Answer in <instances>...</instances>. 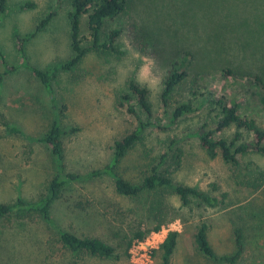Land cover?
Segmentation results:
<instances>
[{
	"label": "rangeland",
	"instance_id": "374dc122",
	"mask_svg": "<svg viewBox=\"0 0 264 264\" xmlns=\"http://www.w3.org/2000/svg\"><path fill=\"white\" fill-rule=\"evenodd\" d=\"M6 2L7 12L0 14V203L18 197L37 201L45 195L58 168L46 144L38 140L53 120L65 132L66 172L84 176L109 163L114 142L135 125L133 117L117 105L116 94L130 79L137 82L144 57L155 61L152 74L160 81L158 90H149L156 126L147 130L145 146H137L123 158L119 175L140 182L146 164L175 141L183 155L180 168L173 169L172 180L211 195L225 193L226 199L220 208L192 205L189 211L179 208V199L166 189L128 199L116 194L111 177L86 178L65 185L52 204L51 222L38 218L5 225L0 220V264H132L131 245L128 256L124 254L131 233L137 228L152 229L162 205L164 215L158 218H175L160 230L172 228L179 233L171 264H223L207 260L194 243L202 221L209 226L208 240L216 254L229 255L235 250L233 232L240 229L245 251L235 264H264V181L258 178L264 172V156L248 152L234 167L219 156L209 158L193 135L216 114L202 105L205 97L228 98L232 89L239 97L240 116L264 122V93L249 76L259 73L258 66H262L256 56L264 50V0H132L129 15L105 24V31L121 30L117 43L123 54L89 52L71 71L58 70L52 76V95L23 63L14 34L29 35L41 19L51 15L48 26L24 45L25 57L29 67L37 70L68 61L72 57L69 0ZM28 2L34 7L19 8ZM130 15L140 33L149 36L143 52L130 39ZM80 37L87 46L86 16L81 19ZM210 37L216 39L210 41ZM179 45H188L193 54L188 71L196 77L195 85L188 84L186 92H181L196 110L172 121L169 113L173 105L164 107L159 97L168 55ZM239 56L246 57L245 68ZM225 67L238 71L229 82L224 81ZM7 68L12 70L6 73ZM233 132L232 128L224 135ZM214 185L218 190H213ZM58 230L101 239L116 249L120 259L73 257L59 244ZM160 255L158 248L152 250L149 264H160Z\"/></svg>",
	"mask_w": 264,
	"mask_h": 264
},
{
	"label": "trees",
	"instance_id": "16d2710c",
	"mask_svg": "<svg viewBox=\"0 0 264 264\" xmlns=\"http://www.w3.org/2000/svg\"><path fill=\"white\" fill-rule=\"evenodd\" d=\"M69 4L71 9L68 13V23L72 57L59 66L42 70L31 68L24 53V45L48 26L51 21V15L41 19L35 26L34 31L29 35L20 36L17 33L14 34L15 47L21 55L23 63L32 70L51 95L52 76L58 70L71 71L82 62L89 52H96L102 55L112 53L116 56L123 54L119 50V43H117L121 30L115 28L105 31V24L120 15H129L133 2L132 0H69ZM28 7H34V4L28 2L19 6L21 10ZM7 9L6 0H0V14H6ZM83 16L87 18V28L90 35V42L87 46L82 44L80 37L81 19ZM130 19V39L133 45L143 52L149 36L140 33L138 23L131 15ZM159 36L161 35L159 34ZM186 37L190 38L189 36ZM213 39H216V37H210V41ZM254 52H256V48L253 49ZM259 52H261V56H253H256L257 61L261 62L262 66H258L259 73L252 74L251 72L249 76L254 79L258 89L264 93V50ZM196 53L198 52L196 51ZM168 56L170 58L166 61L159 100L166 108H169L171 104L173 105L169 115L172 121H176L196 110L190 98L184 94L188 84L195 85V76L192 74L193 77H191V73L188 71L189 61L193 54L188 50V45H179L177 48H173ZM239 57L242 65H244L243 68H245L247 65L246 57ZM10 70L12 69L7 68L5 72L8 73ZM245 70L251 71L250 68ZM237 73L238 71L235 69L225 67L223 69L224 81L229 82L234 79ZM1 80L2 74H0V83L2 82ZM182 89H185V92H181ZM50 101L54 104L52 96ZM116 103L123 107L135 120L133 130L114 142L112 157L108 164L100 169L92 170L84 176L65 171L63 162L65 158L63 143L65 132L58 121L53 120L51 122L48 130L38 141L46 144L57 163L56 169L58 168V170L49 181L45 195L37 201L18 197L13 202L0 203V220L5 225L12 223L14 220L31 222L38 218L51 222L50 210L52 204L60 198L65 185L99 176L111 177L116 194L128 199L137 198L146 192L166 189L179 199V208L181 209L186 208L190 211L192 210V205L198 208L208 207L215 209L224 205L225 193L211 195L196 186L180 184L172 180L171 174L174 170L180 168L183 155L182 149L176 145L175 141H170L164 153L156 157L153 162L146 164V170L143 171L140 182L133 183L119 175L118 166L123 158L137 146H145L144 140L147 130L156 126V124L153 123V105L149 89L135 80L130 79L126 82L125 89L116 94ZM202 105H207L212 110V113L216 114L210 118L211 122L206 121L205 124L193 132V135L199 140L201 147L209 158L213 159L219 156L224 163L237 167L240 157L245 156L248 152L264 156V122L257 123L254 118L240 116L239 97L235 94L234 89L229 92L228 98H216L209 94L202 101ZM232 128L234 132L230 136H225L224 133ZM10 130L16 132L13 128H10ZM249 136L251 137L249 138ZM167 162H170V164ZM163 165H165V168L161 167ZM170 168H172V171H170ZM258 178L264 181V172H260ZM213 190L216 191L218 188L214 185ZM163 211L164 205L158 208L155 214L157 224L152 229L143 231L137 228L131 233L124 250L125 256H128L127 251L133 241L144 240L150 232L159 231L164 224L175 218L174 216L165 220L164 218H158L164 215ZM208 231L209 226L202 221L194 233V243L198 251L207 260L215 263L235 264L242 258L245 250L240 229H235L233 232L235 250L229 255L221 256L216 254L209 243ZM178 236L179 233L177 231H169L167 233L164 241L158 247L161 252L160 264H171ZM58 242L73 257L89 255L105 259H120V254L116 252L113 246L95 237H79L71 232L58 230Z\"/></svg>",
	"mask_w": 264,
	"mask_h": 264
},
{
	"label": "built area",
	"instance_id": "2783aa9c",
	"mask_svg": "<svg viewBox=\"0 0 264 264\" xmlns=\"http://www.w3.org/2000/svg\"><path fill=\"white\" fill-rule=\"evenodd\" d=\"M169 231H173L172 228L152 231L144 240L133 241L128 251L131 263L149 264L151 251L160 246Z\"/></svg>",
	"mask_w": 264,
	"mask_h": 264
},
{
	"label": "clouds",
	"instance_id": "9594fccd",
	"mask_svg": "<svg viewBox=\"0 0 264 264\" xmlns=\"http://www.w3.org/2000/svg\"><path fill=\"white\" fill-rule=\"evenodd\" d=\"M137 57L139 58V54H136ZM144 63L140 69V72L138 74V79L137 82L141 85H147L149 90L157 89L160 85V81L158 78H156L152 74V70L155 64V61L151 58L144 57L143 58Z\"/></svg>",
	"mask_w": 264,
	"mask_h": 264
}]
</instances>
